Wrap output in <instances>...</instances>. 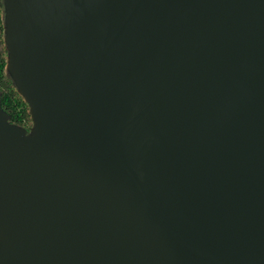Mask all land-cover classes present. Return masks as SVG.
I'll return each instance as SVG.
<instances>
[{"label":"water","instance_id":"95a60500","mask_svg":"<svg viewBox=\"0 0 264 264\" xmlns=\"http://www.w3.org/2000/svg\"><path fill=\"white\" fill-rule=\"evenodd\" d=\"M0 264H264V0H1Z\"/></svg>","mask_w":264,"mask_h":264},{"label":"trees","instance_id":"16d2710c","mask_svg":"<svg viewBox=\"0 0 264 264\" xmlns=\"http://www.w3.org/2000/svg\"><path fill=\"white\" fill-rule=\"evenodd\" d=\"M1 10L2 3L0 0V105L7 112L10 122L28 127V107L15 90L11 78L5 72V49L2 42Z\"/></svg>","mask_w":264,"mask_h":264}]
</instances>
